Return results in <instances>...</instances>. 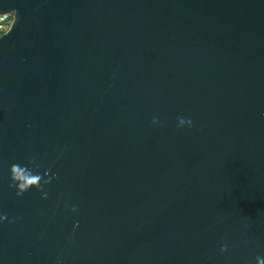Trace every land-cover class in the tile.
<instances>
[{"label":"water","instance_id":"obj_1","mask_svg":"<svg viewBox=\"0 0 264 264\" xmlns=\"http://www.w3.org/2000/svg\"><path fill=\"white\" fill-rule=\"evenodd\" d=\"M0 14L14 18L0 213L16 217L0 264L264 258V0H0ZM30 156L58 176L47 199L8 187Z\"/></svg>","mask_w":264,"mask_h":264},{"label":"clouds","instance_id":"obj_2","mask_svg":"<svg viewBox=\"0 0 264 264\" xmlns=\"http://www.w3.org/2000/svg\"><path fill=\"white\" fill-rule=\"evenodd\" d=\"M13 13L17 16L15 10H12ZM6 36V35H5ZM3 36L0 39H3ZM152 125L159 124V118L153 117L151 120ZM193 126L192 119L186 118L184 116L177 117L176 127L177 129H182L184 127L191 128ZM42 167L41 162H39L34 156H30L27 158L24 164L21 163H13L9 166V176L8 179L10 181L8 187L11 190H14L15 196L20 198L24 195V193L28 192L31 189H36L37 192L41 193V199L48 198V192L45 190L46 186L50 185L53 179H58V176L48 175L51 169H46L43 174L40 173L39 169ZM65 207L69 208V210L73 213L78 211V208L75 205H69L67 201L65 202ZM16 217L9 218L6 213H0V224L5 222L11 224L14 223ZM248 243V241H245ZM221 253H225L228 251V245L223 244L219 248ZM256 264H264V258L261 256L255 257Z\"/></svg>","mask_w":264,"mask_h":264},{"label":"built area","instance_id":"obj_3","mask_svg":"<svg viewBox=\"0 0 264 264\" xmlns=\"http://www.w3.org/2000/svg\"><path fill=\"white\" fill-rule=\"evenodd\" d=\"M14 22V18L9 14H0V37L7 33Z\"/></svg>","mask_w":264,"mask_h":264}]
</instances>
